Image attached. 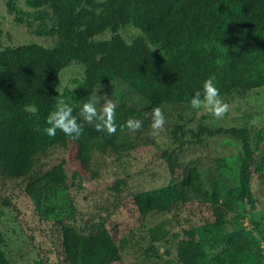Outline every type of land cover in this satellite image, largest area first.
Listing matches in <instances>:
<instances>
[{
  "label": "trees",
  "instance_id": "16d2710c",
  "mask_svg": "<svg viewBox=\"0 0 264 264\" xmlns=\"http://www.w3.org/2000/svg\"><path fill=\"white\" fill-rule=\"evenodd\" d=\"M17 2H4L13 22L52 43L0 49V208L14 213L23 198L50 221L58 264H262L264 208L251 214L254 187L264 186V0H23L32 17ZM123 30L136 34L125 40ZM71 65L82 78L59 92ZM208 77L228 104L246 103L239 125L196 120L190 99ZM59 100L84 124L77 141L43 132ZM108 100L117 104L111 137L79 116L84 103L99 111ZM156 106L167 119L163 148L150 135ZM128 118L142 130L120 131ZM213 138L236 154L206 167L185 158ZM150 157L166 184L130 188ZM126 210L135 224L117 236L113 218ZM3 244L0 232V264H14Z\"/></svg>",
  "mask_w": 264,
  "mask_h": 264
},
{
  "label": "rangeland",
  "instance_id": "374dc122",
  "mask_svg": "<svg viewBox=\"0 0 264 264\" xmlns=\"http://www.w3.org/2000/svg\"><path fill=\"white\" fill-rule=\"evenodd\" d=\"M5 0H0V49L4 47H15L26 44H37L42 47H49L52 43V40L48 38H38L30 35L28 30L21 25L15 24L13 22L12 16L8 15L4 7ZM17 6L23 11L28 12L29 16H33L32 10L28 9L23 0L17 2ZM136 34V33H135ZM134 32L132 30H123L121 35L125 40H129L131 36L133 37ZM105 33L101 37H105ZM82 78V69L79 66L71 65L68 68L62 70L59 74V92L64 88H73L72 82H79ZM99 93L96 94V98ZM100 96V95H99ZM262 97V96H261ZM256 97L251 98L249 101H253ZM226 101L225 99H223ZM261 100V98H259ZM227 103L229 101H226ZM262 102V101H258ZM237 101H230V110L226 117L222 120H215L208 114L198 111L196 113V120L201 119L202 123L207 126H218L222 125L223 127L239 125V120L245 118L247 109L246 103ZM261 104V103H260ZM249 121H247L248 123ZM163 134V133H162ZM155 136L158 141L157 144L160 148L164 147V142H166L164 135ZM224 138H213L207 141V146L205 148L200 147H191V151L185 152L184 156L189 161H193L196 157H200V163L203 167L209 165L210 160L215 155H234L236 154V147L232 144L221 146V140ZM193 148V149H192ZM264 148V146H262ZM151 150V149H150ZM160 149L158 147L152 149L150 152L157 153ZM150 156V155H148ZM154 159L151 161V157L148 160V167L143 170V173L134 174L135 176L128 180V186L146 190L151 188H157L166 184V177L163 173V169L159 168L157 165H154ZM66 169H70V165L66 166ZM130 187V188H131ZM255 191L253 193L254 200L257 202V210L251 214V216L260 213L261 209L264 208V186H255ZM104 198V197H103ZM17 212L12 213V210L9 208H0V232L4 238L3 247L10 259L14 264H36V262H43L45 264H58L56 257L51 251L52 244L51 240L48 238L51 235L52 228L50 227V221L39 222L33 214L31 204L28 200L20 198L16 201ZM89 206H85L82 211L84 214L88 210ZM239 209V208H238ZM195 213L203 212L205 208L199 207L194 209ZM87 215V213H86ZM54 216V215H53ZM117 227V236L123 235L128 229H130L134 224V218L131 217L127 210L126 212H121L119 215L114 218ZM79 222V219H77ZM244 225H246L247 220L244 219ZM262 251L264 264V243H259ZM48 252V253H47ZM50 252V254H49ZM123 264L127 263L129 257H123ZM249 261L254 262L255 256H249ZM119 264V263H117Z\"/></svg>",
  "mask_w": 264,
  "mask_h": 264
},
{
  "label": "clouds",
  "instance_id": "9594fccd",
  "mask_svg": "<svg viewBox=\"0 0 264 264\" xmlns=\"http://www.w3.org/2000/svg\"><path fill=\"white\" fill-rule=\"evenodd\" d=\"M154 50V49H153ZM98 101L86 102L82 105L79 116L82 120L91 125L95 121V130L111 137L117 133V104L108 100L98 111ZM190 106L194 110L202 111L219 121L226 117L230 105L224 101L216 85L214 77H208L202 85V90H197L190 99ZM74 109L64 100L58 101L56 110L52 111L46 120L48 127L43 132L49 137H55L57 131L62 132L71 141H77L83 134L84 124L78 121L73 115ZM150 116V135L160 136L166 130L167 119L163 109L156 106L152 109ZM143 127V121L136 118H128L123 125L119 126L120 131L125 129L135 135ZM34 131L39 132L40 128Z\"/></svg>",
  "mask_w": 264,
  "mask_h": 264
}]
</instances>
